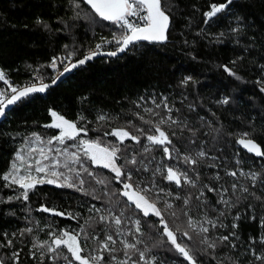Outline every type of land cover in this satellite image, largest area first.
<instances>
[{
	"label": "trees",
	"instance_id": "16d2710c",
	"mask_svg": "<svg viewBox=\"0 0 264 264\" xmlns=\"http://www.w3.org/2000/svg\"><path fill=\"white\" fill-rule=\"evenodd\" d=\"M164 2L171 9V24L165 43L139 42L116 56H95L60 77L45 92L31 94L6 110V114L0 118V174L9 170L15 152L31 133L36 132L44 137L57 133L56 129L43 127L52 119L49 110L56 111L70 121H77L78 127H87V138L115 142V137L105 136L104 133L113 128L129 127V120L133 126L148 131L149 125L143 124L134 114L140 113L145 119H159L143 110L146 107L155 108L151 99L159 102L161 97L166 96L169 104L180 110L174 111L173 116L184 117L197 127L203 117L213 126L221 128L223 136L216 141L208 138L206 142L210 155L220 157L217 163L224 165L226 160L225 166L228 169L239 167L245 172L264 175V157L247 153L235 143L239 134L249 132L264 150V92L260 91L264 86V0H234L232 5L208 24L204 23L203 14L210 10L212 3H224L225 0ZM76 3L80 4V8L74 10ZM90 11L83 0H0V68L15 85H20L33 72L47 79L50 72L48 62L55 54L74 52V57L78 58L100 35L117 31L115 26L98 18L94 24L74 18L76 12L83 15ZM37 19L43 23L38 24ZM237 27L240 31L233 32L232 29ZM223 65L231 68L240 79L226 73ZM185 77L192 78L186 86L181 84ZM141 97H144L143 101ZM225 97L229 98L227 105L218 103ZM156 111L164 112L163 108ZM99 115H107L111 119L101 122L97 119ZM135 127H129V130L134 131ZM187 136L185 132L181 137L183 145L188 143ZM173 141L176 143V138ZM125 143L130 145V154L132 150L139 149L131 141ZM182 144H176L181 152L184 151ZM152 155L157 161L163 160L159 150L154 149ZM236 160H240L239 165ZM176 166L184 167L179 163ZM217 170L222 180H210L216 170L204 167L200 169L201 182L225 184L231 181V177L224 176V167ZM95 171L100 177L112 176L105 169L97 168ZM157 180L161 187L174 188L160 177ZM241 182L250 183L243 179ZM3 183L0 180V201H6L7 197L15 194L11 189L4 188ZM92 186L99 194L101 186L94 182ZM110 187L118 189L120 186L113 182ZM185 191L196 193V189ZM185 191L180 192L181 197ZM254 191L256 195L264 196V185L257 183ZM206 196L207 214L214 218L218 211L213 209L219 210L223 206L216 204L218 197L214 193L206 192ZM171 202L176 207H182L180 201ZM196 203L194 200L193 205ZM93 204L102 207L100 201L90 196L52 185L38 186L26 203L17 200L0 203V244L6 243L7 239L13 241L11 247H0V260L4 264H13L12 254L19 252V264H40L39 258L33 259L30 255V251H35L33 243L49 240L48 232L51 229L57 232L79 231L80 226L93 215L88 211ZM248 204L254 206V212L248 210ZM40 205L78 214V219L38 212L36 209ZM237 213H240L241 218L235 221L238 227L232 229L230 225ZM191 214L194 218L203 219V212L195 206ZM253 214L255 220L251 218ZM261 216H264V208L251 197L231 208L227 218H222L229 227L217 228L209 235L210 239H216L220 234L227 235L235 231L239 236V240L235 241L237 248L233 250L221 245L215 253L217 260L204 256V264H217L218 260H222L223 264H264L249 251V238H259L264 234V228L260 226ZM166 219L172 227H183L179 220L172 223V218L167 215ZM26 227H32L33 232L21 236V230ZM95 230L99 231V228ZM144 232L145 235L141 237L144 242L138 247L151 248L159 238V231L144 226ZM184 242L188 243L186 240ZM87 245L89 251L95 246L92 240H88ZM252 247L256 254L264 253V246L259 243ZM167 248L166 244L152 248L149 255L156 256L157 264L160 261L165 264H185ZM119 255L123 258L122 253ZM227 257L232 259L228 260ZM44 264L51 262L45 259Z\"/></svg>",
	"mask_w": 264,
	"mask_h": 264
},
{
	"label": "snow or ice",
	"instance_id": "6c2138e0",
	"mask_svg": "<svg viewBox=\"0 0 264 264\" xmlns=\"http://www.w3.org/2000/svg\"><path fill=\"white\" fill-rule=\"evenodd\" d=\"M233 2L234 0H225L224 3H212L209 6L210 10L203 14L204 23L208 24ZM83 3L91 11L83 15L81 12H76L75 19H85L94 24L98 18L115 26L117 31L113 33L111 39L101 37V43H97L95 49L75 63L70 62V58L75 55L74 52L68 53L63 59L53 57L50 62V67L53 69L57 67L59 61L64 65V72H68L72 68L84 65L99 54L116 56L139 42L165 43L168 40L171 9L164 0H83ZM78 8L80 4L76 3L74 10ZM37 23L43 22L37 19ZM44 26L47 27L46 24ZM232 31L239 32L240 28H233ZM103 44H115L116 49L101 53ZM64 60H68L69 63H64ZM222 67L230 76L240 79L227 65ZM58 78L59 76L52 79V85ZM37 79L41 78L38 76ZM191 79L185 77L181 84L186 86ZM0 81L8 85L9 89L8 92L0 91V117L6 114V109L10 105L31 94L43 93L51 86L41 82L39 86L31 83L23 87H14L3 69H0ZM260 91L264 92V86ZM141 100L143 101L144 97H141ZM151 103L155 108L146 107L143 111L159 119H145L140 113L134 114L143 124L149 125L148 131L143 127L133 126L129 120L128 125L135 127L134 131H130L129 127H122L104 133L105 136L115 137V142L87 138V127H78L77 121H70L56 111L49 110L51 123L43 127L56 129L57 133L44 137L33 132L15 152L9 170L0 174V180L4 182L3 187L11 189L15 194L0 203L13 200L26 203L38 186L52 185L56 188L72 189L102 204V207H97L95 204L89 207L88 211L93 215L87 218L79 231L57 232L51 229L48 232L49 240L34 242L32 248L35 251H30L33 259L39 258L40 264H44L45 259L51 264H157L156 256H150L149 253L152 248L166 244L167 250L174 252L185 264H204L202 259L204 256L217 260L215 253L221 245L233 250L237 248L235 241L239 240V236L235 231H230L227 235L220 234L216 239H210L209 234L217 228L229 227L224 223V219L230 214L231 208L236 207L242 200L251 197L259 201L260 206L264 208V196L256 195L254 191L257 183L264 185V175L253 171L245 172L239 167L228 169L225 166L226 160L224 165L217 163L220 157L210 155L206 142L208 138L216 141L218 137L223 136L221 128L213 126L203 117L200 118L201 124L197 127L184 117L173 116L174 111L180 110L174 109L166 96L161 97L159 102L153 98ZM218 103L227 105L229 98L225 97ZM136 106L140 107L139 104ZM189 107L195 110L193 106ZM160 108H163V114L156 111ZM80 119L83 120L84 117ZM97 119L103 122L111 118L107 115H99ZM185 132L188 133L187 145H183L181 140ZM173 138H176V143ZM126 141L138 145L139 149L132 150L130 154V145L126 144ZM177 143L182 144L183 152L176 146ZM235 143L247 153L264 157V150L249 132L239 134ZM154 149L162 152L163 160L157 161L152 155ZM165 161L173 163L169 164ZM178 163L184 167H177ZM236 164L239 165L240 160H236ZM204 167L216 170L210 180L219 182L223 179L220 171L217 170L221 167H224V176L232 179L225 184L202 183L200 169ZM97 168L108 170L112 174L111 178L98 176L95 171ZM157 177L174 188L161 187ZM241 179L250 183H242ZM92 182L101 186L99 194L92 186ZM113 182L120 187L118 189L110 187ZM86 184L88 187H85ZM185 189H196V193ZM181 191H185L183 197L180 195ZM206 192L214 193L218 197L216 204L223 206L219 210L213 209L218 211L214 218L207 214ZM172 200L180 201L182 207L174 206ZM194 200L198 202L195 205H193ZM202 205L205 207L202 208ZM193 206L203 212V219L192 216ZM247 207L249 211L254 212L252 204H248ZM36 211L78 219V214L58 211L46 205H40ZM166 215L172 218V223L180 220L183 227L170 226ZM240 218V213L233 217V223L230 225L232 229L238 227L235 221ZM251 218L255 220L256 216L253 214ZM144 226L159 231V238L151 248L138 247L144 242L141 239L145 235ZM260 226L264 228V216L260 217ZM97 227L99 231L95 230ZM32 232V227H26L21 230L20 235ZM4 235L7 237L8 234ZM128 237L132 239L129 240ZM149 239L152 237L149 236ZM88 240H92L95 245L91 251L88 249ZM185 240L188 243H185ZM12 243L11 239H7L6 243L0 244V247H11ZM257 243L264 246V234L259 238H249V251L256 260L264 262V253L258 255L252 247ZM121 253L123 258L119 255ZM134 256L137 259H133ZM19 257V252L12 254L13 264H19ZM227 259L232 258L227 257ZM0 264H4L3 260H0ZM159 264L164 262L160 261ZM217 264H223V261L218 260Z\"/></svg>",
	"mask_w": 264,
	"mask_h": 264
},
{
	"label": "built area",
	"instance_id": "2783aa9c",
	"mask_svg": "<svg viewBox=\"0 0 264 264\" xmlns=\"http://www.w3.org/2000/svg\"><path fill=\"white\" fill-rule=\"evenodd\" d=\"M115 31H113V32H111V33H109V34H102V35H100L99 36V39L97 40V41H95L94 43H93V45L92 46H90L89 48H88V50H86V51H84L81 55H83V54H85V53H87V52H90V51H92L93 49H95V46H96V44L97 43H101V37H104V38H107V39H111V37H112V35H113V33H114ZM116 48V45L115 44H103V46H102V48L100 49V50H111V49H115ZM80 55V56H81ZM66 56H68V54L67 55H64V54H61V53H57V54H55L53 57H60L61 59H63L64 57H66ZM52 57V58H53ZM51 58V59H52ZM51 59H50V61L48 62V67H49V79H52V78H54V77H56L62 70H64V65L62 64V63H60L59 61H58V63H57V67L55 68V69H53V68H51L50 67V62H51ZM76 58L74 57V56H72L71 58H70V62L71 63H73L74 62V60H75ZM64 63H69V61L68 60H64ZM39 76V74L37 73V72H33V73H31L30 74V76L26 79V80H24L20 85H15V84H13L12 83V81H10L11 79H10V77L6 74V77H7V79L10 81V83L14 86V87H20V86H25V85H29V84H31V83H39V82H44V81H46V79L45 78H41V79H37V77ZM0 91H6V92H8L9 91V89H8V85H6V84H4L2 81H0Z\"/></svg>",
	"mask_w": 264,
	"mask_h": 264
},
{
	"label": "water",
	"instance_id": "95a60500",
	"mask_svg": "<svg viewBox=\"0 0 264 264\" xmlns=\"http://www.w3.org/2000/svg\"><path fill=\"white\" fill-rule=\"evenodd\" d=\"M115 49H116V48H115ZM115 49H111V50H100V52H101V53H107V52H110V51H114ZM88 53H89V52H87V53H85V54L79 56L78 58H76V59L74 60L73 63H75L76 60H79V59L83 58L84 55H86V54H88ZM118 54H119V53H118ZM96 56H108V55H106V54H99V55H96ZM94 57H95V56H94ZM72 69H73V68H72ZM72 69H71V70H72ZM68 72H69V71H68ZM60 73H63V75H65L67 72H64V70H62ZM60 73L57 75V76H59V78L63 76V75H60ZM57 76H56V77H57ZM59 78H58V79H59ZM58 79H57V80H58ZM43 83H45V84H49V85H52V79L49 80V81H45V82H43ZM39 84H40V83H38L37 86H39ZM25 86H26V85H25ZM20 87H23V86H20ZM10 106H11V105H10ZM10 106H9V107H10ZM9 107H8V108H9ZM8 108H7V109H8ZM7 109H6V110H7ZM0 118H1V117H0ZM238 145H239V144H238ZM239 146H240V145H239ZM240 147H241V146H240ZM241 148H242V147H241ZM242 149H243V148H242ZM243 150H244V149H243ZM245 151H246V150H245Z\"/></svg>",
	"mask_w": 264,
	"mask_h": 264
},
{
	"label": "rangeland",
	"instance_id": "374dc122",
	"mask_svg": "<svg viewBox=\"0 0 264 264\" xmlns=\"http://www.w3.org/2000/svg\"><path fill=\"white\" fill-rule=\"evenodd\" d=\"M52 118V117H51ZM52 120V119H51ZM50 123H51V121H50ZM15 155V154H14ZM13 158H14V156H13ZM13 160V159H12ZM108 171V170H107ZM110 173V172H109ZM112 174L110 173V176H111ZM98 207H100V205H98ZM92 214V213H91ZM135 218V217H134ZM180 221V220H179ZM117 246H118V244H117ZM174 262V261H173ZM165 264V263H164ZM167 264V263H166Z\"/></svg>",
	"mask_w": 264,
	"mask_h": 264
},
{
	"label": "bare ground",
	"instance_id": "6f19581e",
	"mask_svg": "<svg viewBox=\"0 0 264 264\" xmlns=\"http://www.w3.org/2000/svg\"><path fill=\"white\" fill-rule=\"evenodd\" d=\"M0 69H2V68H0ZM5 72V71H4ZM53 79V78H52ZM49 80H51V79H49V77L46 79V81H49ZM11 81V80H10ZM45 82V81H44ZM39 83H41V82H39ZM36 84H38V83H36Z\"/></svg>",
	"mask_w": 264,
	"mask_h": 264
}]
</instances>
